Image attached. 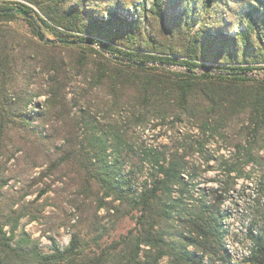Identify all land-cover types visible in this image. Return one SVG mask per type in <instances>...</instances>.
I'll use <instances>...</instances> for the list:
<instances>
[{"label": "trees", "instance_id": "obj_1", "mask_svg": "<svg viewBox=\"0 0 264 264\" xmlns=\"http://www.w3.org/2000/svg\"><path fill=\"white\" fill-rule=\"evenodd\" d=\"M181 2L0 1V264H236L224 201L254 166L264 189V76L250 75L264 70V0H248L233 32L240 0H204L201 20ZM18 17L29 33L9 24ZM167 123L170 145L138 142L137 127ZM211 160L218 185L195 195L191 181ZM146 163L151 173L135 186ZM49 190L77 219L64 222L68 243L51 238L44 252L21 219L39 218ZM125 216L133 226L104 241L103 219ZM246 236L241 260L264 264V230L250 224Z\"/></svg>", "mask_w": 264, "mask_h": 264}, {"label": "rangeland", "instance_id": "obj_2", "mask_svg": "<svg viewBox=\"0 0 264 264\" xmlns=\"http://www.w3.org/2000/svg\"><path fill=\"white\" fill-rule=\"evenodd\" d=\"M130 1L139 3L142 0H120L123 5L131 9L129 4ZM203 1L204 0H189L188 2L190 8L193 10V16L196 15L197 20H201L205 14ZM185 3L186 0H182L181 4L185 5ZM247 6L248 0H240L239 5L237 6V13L232 16L230 14L228 15L229 26L227 30L229 32L236 31L238 26L243 27L245 25L246 19L243 17V11L247 8ZM233 19H240V24L237 25L232 23ZM9 24L24 33H29L26 22L21 17L16 18ZM44 35L45 37L53 38L51 34L45 33ZM170 68L178 69L179 66H170ZM250 75L255 77H263L264 70H254L250 73ZM73 78L79 79L74 74L71 79L73 80ZM32 80L36 84H41L43 82V79H41V75H39V71L37 68L33 74ZM73 83L75 82L71 81V84ZM77 84L82 85L83 83L77 82ZM44 99L45 96L43 95L36 96L34 98V102H37L42 106L44 103ZM99 116H101V114H99ZM176 125L183 129L187 128V126H189V123L185 119H182L181 123H179L178 121ZM135 130L137 132L136 134L140 136L138 142H142V144L145 145H170L171 137L174 134V132L170 129L169 123L160 128H153L152 126H148L143 130L140 127H137ZM214 145L215 144H212L211 148H213ZM226 148L218 150V153L228 154L229 150ZM260 153L264 155V150H261ZM190 161L194 166L200 165L201 169L205 166L203 164V158L199 157L198 155L193 156ZM209 164L211 165L210 169L205 171H198V174L191 181V184L195 188V195H197L200 190H210L218 185L216 179L220 178L219 168L216 166L215 160H211ZM149 166L150 165L146 163L144 164L143 169L137 172V174L135 175V186L141 185L144 176L151 173V168ZM249 167H247V169H249ZM35 170L39 172V168H36ZM259 173V167L254 166L250 179L237 180L233 190L229 192L223 204V207L227 214V217L224 219V223L228 230L227 240L230 244V249L237 259L236 264H246L241 260V257L242 255H245L247 246L249 245L246 236L247 228L249 227V225L252 224L254 226V229L264 230V189L263 191H259ZM51 177L53 176L49 175L47 179H44H46L47 182H50ZM42 186L43 185H40V187ZM64 187L65 185L61 184L60 182L51 184V189H57L59 193L63 190ZM36 188V186L32 187V189L35 190L25 197L26 200H32L36 197L38 193ZM197 188L199 189L197 190ZM37 202L41 204L42 208L39 218L31 221L27 220L26 217L22 218L21 225L32 237L38 238L42 251L45 252L49 250V247L51 245V238H54L60 244V246L63 247L68 243L70 237L69 227L64 222L68 217H70V223H73L77 219L76 215L73 216V213H75L73 207L70 206L68 200H66L64 195H60L51 190L43 193ZM98 214L105 215L106 211L101 208L98 210ZM103 222L108 228V234L103 237L104 241L107 242L114 237H118L121 233L126 232L130 227L133 226V220L130 219L129 216L121 218L113 226L108 218H104ZM215 264H220V262L217 261V263Z\"/></svg>", "mask_w": 264, "mask_h": 264}, {"label": "water", "instance_id": "obj_3", "mask_svg": "<svg viewBox=\"0 0 264 264\" xmlns=\"http://www.w3.org/2000/svg\"><path fill=\"white\" fill-rule=\"evenodd\" d=\"M28 15V14H26ZM38 28L40 29V27L38 26ZM45 39L47 41H50V42H67V43H73V42H76V41H72V40H66V39H55V38H48V37H45ZM118 58V57H117ZM122 61H127V62H132V60H129V59H123V58H118ZM136 63V62H135ZM170 67V66H168ZM178 69H182L180 66ZM199 71H213V72H217L216 70L212 69V68H198L196 70V72L198 73Z\"/></svg>", "mask_w": 264, "mask_h": 264}]
</instances>
